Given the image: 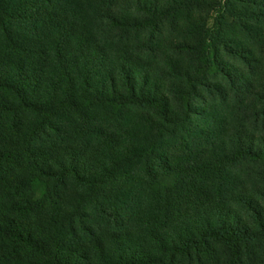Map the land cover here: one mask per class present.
Returning a JSON list of instances; mask_svg holds the SVG:
<instances>
[{"label": "trees", "instance_id": "obj_1", "mask_svg": "<svg viewBox=\"0 0 264 264\" xmlns=\"http://www.w3.org/2000/svg\"><path fill=\"white\" fill-rule=\"evenodd\" d=\"M0 264H264V0H0Z\"/></svg>", "mask_w": 264, "mask_h": 264}, {"label": "rangeland", "instance_id": "obj_2", "mask_svg": "<svg viewBox=\"0 0 264 264\" xmlns=\"http://www.w3.org/2000/svg\"><path fill=\"white\" fill-rule=\"evenodd\" d=\"M42 136H43V137H41L42 138V140H41L42 143H41V146L39 148L42 149L45 153L46 152H50L52 150V148H54V142H52V141H56L57 139L53 138L52 140H50L45 135H42ZM25 165H26L25 160L23 161V163L21 165H19V162H17L16 165L13 164L12 170H15V171L24 170L25 169ZM41 189H42V183L40 182V183H37L35 186H32V187L30 186L29 189H28V192L32 196L39 195ZM45 211L49 212V213H51V212L52 213H58V212H60V208H59L58 205H52L51 203H48L45 206Z\"/></svg>", "mask_w": 264, "mask_h": 264}]
</instances>
